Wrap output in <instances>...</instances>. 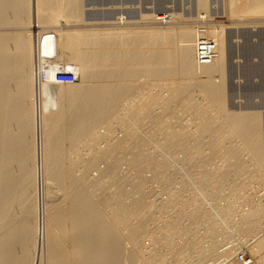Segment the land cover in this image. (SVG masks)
Returning <instances> with one entry per match:
<instances>
[{"label": "bare ground", "instance_id": "1", "mask_svg": "<svg viewBox=\"0 0 264 264\" xmlns=\"http://www.w3.org/2000/svg\"><path fill=\"white\" fill-rule=\"evenodd\" d=\"M33 2H34V0H33ZM198 3L199 4H197V6L200 7L199 9L204 10L207 4L203 0H198ZM36 4H37V6H36ZM36 4H35V6L37 9L36 10L34 9V10L36 12H38L39 15H37V17L36 16H34V17H36L37 20L39 18L40 21H38V22L40 25L45 24V23L47 24L48 22H51L52 19H53V21L51 23L52 25L54 22H58V23L60 22V24H61L63 22L66 23L68 21L67 23H69V21H71V20L73 21V19L81 21L82 20V14H84L81 12V4L82 3L80 4V0H36ZM224 5L225 6L222 9L225 10L224 11L225 14L229 13L231 18H234L236 20H237V18L238 19H245V20L230 22V24H235V27L233 25H218V26L217 25L216 26L215 25L214 26L209 25V26H206V28L204 27L205 29H203V30H193L192 27L188 26V28H183V27L180 28L179 27L178 29L163 28V29H159V30L156 29L153 31L149 30V31H146L145 33L143 32V30H142V32H135V33L128 30L130 33H123V32H121L123 30L116 31V29H115V31L108 29V30L102 31V32L98 31V30H97L98 32L97 31L94 32V30L92 32V29H91V32H86V33L75 32L76 30H74V32L70 33L71 32L70 30H69L70 32H67L66 29H63V28L60 29L59 28L58 31L47 30V31L34 32L31 34L28 33L29 34L28 37L23 36V35L21 36L20 33L18 35L13 33V35H16L14 37L11 35L12 33L11 34L9 33L10 37L7 35H6L7 37H4L3 35H5V33L0 36V264H34L33 253L35 252L34 250L38 251V247H37V245H38L37 244V237L38 236H36V235H37V231H40L38 229V227L40 228V226L38 225V227H37L34 223H32L31 218H33L32 216H34L35 213L40 214V212H44V214L46 213L45 215H47V219H48V216L50 217L52 222L55 224L54 225L56 227L55 229L58 230L60 233H62L64 238L68 242L70 241L69 243L72 244L71 246H73L72 251H68L67 247L64 248L62 246L63 243L61 242V240H59L60 238L57 237L58 235H55L56 233L54 234L55 231L52 232L53 229H51L49 227L47 220H44V223H42L43 227H41V229H43V231H41V232H43L42 235L44 237L43 245H42L43 248H42L41 254H43L45 252L46 255H45V258L43 257V258H41L42 260L41 259L39 260V261H42V264H141L140 258H142V259L144 258L147 262H148V260H152V261H154L153 262L154 264H165L166 263L165 259L160 254L162 252L156 253V251L159 250V248H157L155 245H153L157 249L155 251L154 250L152 251L150 246L145 247L144 245H142V243L147 236L148 228H151V227H149L150 223H152L156 217L155 213L159 214L161 211L164 210V207L165 208L173 207L174 204L178 205V207H179L178 211L181 210L180 213L183 214V217H189L190 218V219L188 218L189 221L192 220L193 223L191 222L192 226L191 225L187 226V229L183 228V233L185 235H187V239L183 238L182 240L185 239L186 241L183 243H181V242L177 243L176 239H175L176 237H174V236H176L178 233L177 232L178 221L181 220V219H179L181 214L177 211L179 217H177V218L172 217V218H170L171 220L168 219L169 222H166L168 220H166V221L164 220L166 222V224L164 223L163 227L160 225L161 230L163 231L161 234L162 237H160V240H159V242L161 243V244L159 243L161 245L160 250H163L162 247L165 248L166 251L169 253V255H171V257L173 259H175V264H180V263L183 264V262H181V261L188 258L190 256V253L193 251L194 252L196 251V254H198L197 250H198V252L200 251L199 254L200 253H202V255L207 254V258H211L212 260L214 257L216 259L219 258L217 256L218 255L220 256V254L223 253L221 255V257L225 256L227 259L225 257H224L225 259L222 258L221 261H224V262H220L218 264H230V262H229L230 259L228 261V258L232 257V255H233L232 252H235L236 250L232 251V252L230 251L231 253H229V251L225 250L226 252H228L229 255L226 254L224 251L222 253L217 254L219 252L218 249L222 247L220 243L223 244L224 242L220 241L222 239H220V240L218 239L217 240V241H219V243H218L215 239H213V237L214 238L218 237L217 235L220 233H221V235L223 234L226 236L228 233L224 229L220 228L221 224L215 225L214 220H213V222H211L210 218L213 216L212 215L213 213L208 214L206 210L202 209L201 206H199V204H198L199 202L198 203L196 202V200L199 199L198 196H197V198L194 197L195 199H193L192 202L189 203V202H186V200H182L180 198L181 193H180V195L178 194L179 196H177L176 193L174 194L173 190H172V193L175 196L174 195L170 196L172 194L169 195L167 193L168 194L167 196H169V199L171 197V199L169 201L168 200L166 201L167 203L161 204V203L154 202L155 200H152V202H151V199H150V201H147L148 200L147 198L149 197L148 191H147V188H149L147 186L148 185L147 184L148 179H147L146 175H144L145 171H144V173L142 171L145 167L144 168L142 167L143 169L142 168L139 169L140 170L139 173H141V171H142L141 175L145 176L144 179L142 177L144 182L141 183V186L136 185L138 182H141V181H138L136 184H133L134 188L131 189L133 191L128 189L129 191L127 190V191L122 192L121 191L122 187L121 188L115 187L116 185L119 186V184L121 183V181L119 183V181L117 179L120 177V176L117 177L119 173H117L115 175V178L117 180L115 178H113L114 174L111 175L112 176L111 179H109L108 175L104 174L105 171H108L109 167L112 168V163H110V161L112 162L114 157H115V159H117L116 155H112L114 153V151L116 154L118 153L119 155L122 151H123V153H121V154H124L125 152L131 151L130 149H128V151H124L125 148L124 149L121 148L120 147L121 144H123V145L124 144L127 145V143L132 144L131 141H134V143H135V140L136 141H142V140L137 139V136L133 133L135 135V138H134V135L131 133L132 132L131 129H126L130 126L129 123L132 122L133 126H136V127L139 125L144 127L142 123L144 122L145 118L147 120H148V118H151V120L153 119V121L155 123V127L152 126L151 128H153V129L151 131H154V128H158L159 130L157 129L158 131L157 130H155V131H157V134L159 132H161V135H163L166 138V140H165L166 142L177 143L178 145L181 142V140H178L181 132H185V131H183L184 129L183 130L178 129V128L176 129V126H175V130H174V127H172L170 124L172 122V120H171L172 116H175V114H176L175 111L172 113H169L166 111L167 113H165V110H167V109H165L166 107H164V106H163V108L165 110L162 108L164 111L163 113H161L162 110H161V112L158 111L157 113L156 112L154 113L153 112L154 110L153 111L150 110V109H153L152 106L154 104H156L157 102L155 100H153V98H151L149 94H146V93H148L147 91L149 90V89L146 90L147 87L144 88L142 92L144 94L148 95L150 98L145 96L146 100H144L143 98H145V97H143L142 98L143 100L140 101L141 97L143 96L142 94H140L141 97L138 96L140 98L134 97V100H135V98L137 100V101L135 100L136 102L139 101L137 104L133 103L134 106L135 105L139 106L138 108L133 110V104L130 107L129 100H128V105L126 104L129 108L127 106H126L127 107L126 108L124 105V107L126 108V110L128 109V111H129V109L132 108L133 112L129 111V113H131L129 116H128V114L124 115L125 113L122 115L120 114L121 116L119 114H116V115L112 114V116H111V114L109 115V113L105 112V109H106V111L113 110V107L115 109V106H113V105H115L116 104L115 102L118 101L117 100L118 97L119 96L122 97L124 95L126 96L130 92L133 93V89L135 91V96H136V94H137L136 91L138 89L142 90L141 86L138 85L141 82H137V78L140 75H145L146 79H147V77H148V79L150 77H152V78L154 77V78H156L155 80H157V79L164 80V82L160 81V82H163L162 84H166V82H168V80L176 81L177 83H174L172 81V83H173V84L171 83L172 87L170 86V83L168 82L169 83L168 86H170L171 88H168V86H167L168 83L166 84L165 88L167 89L166 91L168 94L169 93L176 94L175 96L172 95L173 98L176 96H177L176 98H180L181 95H183L184 93L186 94V91L190 85L189 82H183V81H185L186 79H189L191 76H193V78L191 77L192 79L190 78L189 80H186V81H192L193 79H196L195 76H196L197 71L199 70V72H201V74L205 75V77L207 79L204 78V79H206V80H204L202 78H199L196 81L194 80L193 88L194 87L196 89L198 88L199 89L198 92L202 93L203 98L205 96L208 97V100L210 99L209 100L210 103L206 99L208 101L207 105H210V107L212 106L213 108H215L218 112H220L219 114L224 113V116L222 115L223 116L222 118L225 117L224 120L221 119L223 121L222 126L220 125V127L219 126L217 127L218 133L216 132V135H213V137L215 136V140H213L211 142L212 149L213 148L217 149L219 144H221L223 142V139L226 138L227 136H228V138L231 137V136H229V134L234 135V136L236 135L237 136L236 138H239L238 140L240 141L239 142L240 143L239 148L235 147L234 144H233L234 146L231 144V146H233V147L229 146V149L226 147L227 149H225L224 151H222L223 149H220L219 151L214 150L213 151L214 156H212V157H215V158L221 157L224 160H226L227 163L232 164L233 161L235 162L238 160L237 158H238L239 152L246 151L247 154L249 155L251 161L256 165L257 169L259 170L258 171L255 168V171H257L258 173L260 172L261 176H262V173H264V156H262V154H261V152H262L261 151V143H260L261 142L260 141L261 140L260 139V133L261 132H260V119H259V117L257 115L251 114V113L241 115V114H230V113L226 112L225 105H224L225 102L223 101L224 86L221 82L218 83L217 81H214L213 79H214V76H218L221 78L223 77V73L225 72L224 70H225L227 58L233 52V49L231 50V46H230L232 41L234 42L236 40L238 43L240 42V44L242 41V45H240V49L242 50L241 52H243L242 53L243 55L245 54L247 56L253 52H255V54L256 53L257 54L258 53L263 54V52H264V20L258 21V20H251V19H254L257 17H264V0H228L225 2ZM26 8H29V4H27V0H0V25L1 24L4 25L6 23V21H7V23H9L11 21V19H9L10 21L6 20L8 18L7 14L12 13L16 16V18L14 17L15 21H17L19 23L18 25L21 26V24H23L25 22V21H22V18H23L22 15L24 14V11L26 10ZM209 10H210V7H209ZM30 11H33V9ZM28 13H29V11H28ZM33 13H35V12L33 11L32 14ZM217 13L220 14L219 12H217ZM32 14H31V16H28V17L29 18L32 17ZM6 15H7V17H6ZM201 15H205V18L208 19V17H209L211 20L214 18V14L211 13V10L209 12L204 10V12L199 14L200 17H201ZM150 16H153V15H150ZM150 16H149V18H150ZM47 18H49V19L51 18V20L49 21V20H47ZM144 18H145V16H144ZM152 18L155 19L156 17H152ZM199 19H201V18H199ZM30 20H32V19H28V21H30ZM118 20L121 21V19H118ZM157 20L164 21L165 17L159 16V17H157ZM13 21L14 20H12L11 22H13ZM79 21H77V22H79ZM17 22H15V23H17ZM36 22L37 21H35L34 24H36ZM70 23H73V22H70ZM74 23H76V21H74ZM24 25H26V24H24ZM48 25H49V23H48ZM233 28H236V30L235 31L232 30ZM249 29H252V30H249ZM138 31H140V30L138 29ZM254 31H256L255 37L260 38V41L258 40L259 42L256 44L253 43V41H251V37H252L251 32H254ZM46 34H53L56 38L57 55H56V58L53 60L52 59H46L42 56V40ZM200 39L212 40L213 43L216 45V55L213 58L212 63L209 65H197L196 56H195L196 55V49H197L196 41L200 40ZM10 45L11 46L13 45L14 47H16L20 50L18 55L14 56L13 51L10 53V51H9ZM13 46H12V48H13ZM16 48H14V49H16ZM14 49H12V50H14ZM229 52H231V53L229 54ZM246 56H244V57H246ZM246 64H247V62H246ZM46 66L49 67L50 69H48V68L45 69ZM27 67H28V74H27V72H25V69ZM72 68L78 76V79L74 84H70V85L54 84L55 73L58 70L67 71V70H71ZM258 69H259V67H258ZM41 70L47 71V81H43V82L39 83V82H37V78H38V76L40 77ZM199 72H198V74H199ZM201 74H200V77H201ZM145 77H143V78H145ZM141 78H139V79H141ZM200 79H202V80H200ZM134 80L136 81L137 84L134 82ZM151 80L153 81V79H151ZM222 82H223V80H222ZM142 84L145 85L144 83H141V85ZM13 86L14 87L16 86L18 90H15V88ZM12 87L14 88L15 93L18 91V93H17L18 95H15V93L13 95V91H12L13 89L11 90ZM149 87L153 88L151 85ZM163 87H164V85H163ZM191 87H192V84H191ZM168 89H171L172 92H170V90L168 91ZM144 90H146V93ZM151 91H152V89L149 90V93ZM130 94H129V97H130ZM152 94H151V96H152ZM154 95H155V93H154ZM191 95H193V94H191ZM129 97H127V99ZM132 98L133 97L130 98L131 102L133 100ZM173 98H171V99L173 100ZM191 98H189V100H187V101L184 98L183 99L186 102H188V101L192 100ZM28 99H30V103H29ZM181 99H182V97H181ZM25 100H28V103ZM115 100H117V101H115ZM112 101H114V103L111 104L113 107L110 106L112 109L108 110L109 109L108 105L110 103H112ZM135 101H133V102H135ZM25 102L28 105L30 104V106L29 107H28V105L26 106ZM119 102H121V101H119ZM167 102L170 103L171 101L170 102L167 101ZM167 102L162 101L161 103L166 104ZM190 102L192 103V101H190ZM195 102L197 103V100ZM161 103H158L157 105H159ZM183 103L185 104V102H182V104ZM191 103H190V105H191ZM193 103H194V100H193ZM198 103H199V101H198ZM161 105H159L158 107H160ZM172 105H174V103ZM205 105L206 104L203 105V108ZM149 106H151L152 108L150 107V109H148ZM167 106H168V104H167ZM184 106H186V105H184ZM184 106L181 105L180 107L185 108ZM154 107H157V106L154 105ZM194 107L196 108V105H194ZM198 107H199V105H198ZM200 108H202V107H200ZM197 110H198V108H197ZM209 110H207V113L209 112ZM114 111L116 113L117 110H114ZM114 111H112L110 113H113ZM200 111H203L206 113L205 110L200 109ZM200 111H199V113H201ZM213 111H214V109H213ZM117 113H119V112L117 111ZM117 115H119V116H117ZM123 116L129 117L128 120L131 121V122H129L127 120L129 122V123L127 122L129 124V126H126V124H125V126L122 125L123 123H125L124 119H127V118H121ZM202 116H203V114H202ZM208 117H209V115H208ZM147 120H145V121H147ZM215 120H217V119H215ZM111 121L115 122V124H117V122H118L116 127L118 125L120 127H121V125L126 127L125 130H123L126 134V137H125V135H123V138L125 137L124 138L125 140H123L122 138L120 140L119 137L118 138L116 137L117 140L119 139L118 142L115 143V141H117L115 139H114V142H111V143H113L112 145L115 148L118 146L119 149L120 148L122 149V151H120L121 149L119 150L117 148V151H118L117 152L114 147H110V149L114 148V151L113 150L111 152L109 151L110 152L109 154H111L113 157H111V155L107 154L108 156L111 157L110 161H107V163L110 166L105 163L107 166H109V167L106 166L105 170H103V169L99 170V168H97L98 169L97 170L95 167L94 170L96 169L97 170L96 172L99 171L98 173H100V175L98 177H94L91 179L93 182V183L91 182L92 185L91 184L89 185V183L91 181L89 179L88 185L90 186V188H91V186L92 187L94 186L96 188L95 190L96 191L98 190L97 191L98 195L102 196V197H99V196H97V194H95L96 192L93 194V192L95 190L93 192H91L93 194L92 195L90 193V189L88 188L89 186H87V179H86L87 173L86 172L89 171V169H90L89 166L91 167L94 164H91L88 167L82 166L83 163L80 165L79 163L82 161L84 162L85 159L82 158L83 159L82 160L81 157L79 158L78 154H79V156H81V154H80L82 152L81 147L84 148V146L88 145L89 143H90L89 145H91L92 141L95 142V139L97 140V138L99 139L100 137H102L99 134L101 132L102 133L104 132L103 131L104 128H106V130H107V129H109V127H111V128L115 127V126H113V124H112V126H109V127L107 126V125H111ZM210 122L211 123H209V124H212L214 122V120L211 119ZM199 125H201V124H199ZM205 125H207V124H205V123L202 124L201 127H199L200 130L202 132H205L207 130L206 131L207 133L208 132L211 133L210 130L213 128V125H211L210 127L208 126L209 129L211 128L209 131H208L207 126H205ZM141 126H139V128ZM15 129H16V131H15ZM120 129H122V128H120ZM132 129L134 130L135 127H133ZM106 130L104 133L107 132ZM111 130L112 129H109L108 131L112 132ZM136 130H138V127ZM176 130H178V131H176ZM196 130H198V129H196ZM196 130L193 132H196V134L198 135L199 131L197 133ZM110 132H109V134H108V132L105 134L106 140L109 138ZM96 133H97L98 137L96 136ZM212 133H213V130H212ZM29 134L32 135L33 143L31 141H30L31 143L28 141L29 139L31 140V138L29 137L31 135H29ZM174 134L176 137L174 136ZM102 135H103L102 138L104 139V134H102ZM193 135H195V134L193 133ZM152 136H153V134H152ZM200 136L201 135L199 134L198 137H200ZM234 136H233V138H235ZM164 137H163L162 141L165 139ZM174 137H175V139H174ZM195 137H196V135H195ZM132 138L134 140H132ZM201 139H203V137H201ZM210 139H212V138L210 137ZM187 140H189V139H187ZM195 140H197V139H195ZM103 142H104V140H103ZM109 142L110 141L108 140V145H109ZM182 142H184V141H182ZM198 142H200V141H198ZM140 143H142V142H140ZM143 143H145V142L143 141ZM115 144H117V145H115ZM185 144H182V145H185ZM164 145H166V143L163 144L162 146L164 147ZM170 145H172V144H170ZM173 145H175V144H173ZM222 145L224 146L225 144L223 143ZM88 146H86V149ZM162 146H160V147H162ZM194 146H191V147L195 148ZM91 147H89L87 150L91 151V149H90ZM167 147H170V146H167ZM173 147L171 146V148H173ZM162 148H160V151H163ZM185 148H186V146H185ZM187 148L189 149V147H187ZM95 149L97 150V148H95ZM166 149H168V148H166ZM92 150L93 151H91V154L94 155L97 151H95L94 149H92ZM108 150L109 149H107V151ZM125 150H127V149H125ZM139 151H142V150H139ZM160 151L158 152V150H156L155 152L160 153ZM167 151H168V154H169V152L171 154L172 149L171 150L168 149L164 152H167ZM192 151H193V149H192ZM200 151L202 152V150H200ZM134 152L137 153L136 150ZM143 152H144V150H143ZM153 152L154 151H152V153ZM155 152H154V156H155ZM196 152H198V151H196ZM196 152H194V153H196ZM102 153L104 154L105 152L102 151ZM132 153H133V151H132ZM141 153L142 152H139V154H141ZM146 153H148L150 155L151 152H149V151L147 152V150H146ZM158 153H156L157 157H159L160 155H163V154H159V156H158ZM86 154H88V153H86ZM97 154H98V152H97ZM139 154L134 153L133 155H131L132 161L129 158L130 163L128 160H126L130 164V166H132L131 168L130 167L129 168L132 170L134 169V174L136 172L135 170L136 169L138 170V167H139L138 163H140V165L141 164L146 165V163H149V158L147 159L146 155L144 156L145 158L143 157L145 161L144 160L141 161V159H140L141 157H139ZM143 154H145V153H143ZM143 154H141V155H143ZM168 154H166V155H168ZM137 155H138V157H137ZM75 156L78 158H76ZM89 156H90V153H89ZM108 156H106V157H108ZM151 156L154 157L153 155H151ZM151 156H150V158H152ZM94 157H96V155H94ZM97 157H99V156H97ZM121 157H123V156H121ZM165 157H167V156H165ZM118 158H119V156H118ZM124 158H126V157H124ZM159 158H155V159H159ZM239 158H240V156H239ZM92 159H93V157H92ZM101 159H103V157ZM190 159H191V157H190ZM95 160H97V158L93 159V161H95ZM162 160H164V159L162 158ZM167 160L165 159V162L162 161V163L158 162L159 160L158 161L155 160V162H156L155 165H153L152 167H147L148 170H149V168H151L153 175L155 173L154 178L160 179V180L162 179V182H164L163 184H165L166 186L170 185V183H169L170 181L168 182V180L171 179L173 174H174L173 172H172L173 174H171V172H169L170 170L169 171L167 170V164H166ZM85 162H88V161L85 160ZM91 162H92V160H91ZM114 162L115 161H113V163ZM117 162H118V160H116V163ZM151 162H152V160L150 161V165H151ZM167 162H170V159ZM94 163H96V162H94ZM116 163H115V165H116ZM30 164L33 167V169H32V167L30 169ZM88 164H90V163L88 162ZM164 164H165V166H164ZM78 165H80L82 168L84 167V169L82 170L81 167H79ZM238 165H239V163H238ZM255 165H254V167H255ZM77 166H78V169H77ZM116 166H115V168H116ZM146 166H148V165H146ZM234 166H235V164H234ZM239 166H241V165H239ZM15 168H17V170L20 171L19 176L16 175L17 173L15 174V172H16V171H14ZM147 168H146V170H147ZM229 168H230V165H229ZM246 168H247V166H246ZM116 169H114V171H116ZM82 171H84L86 175L83 174L84 172L81 173V175H80L79 173ZM138 171L136 174L139 176H136V174L135 175L133 174L134 179H135V176H136V178L141 176L140 174H138ZM237 172H239V170L235 171V173H237ZM109 173H111V172H109ZM128 173H130V172H128ZM239 174H240V172H239ZM243 174H245V173H243ZM104 175H105V177H104ZM205 175L208 176L209 173L204 174L203 177L202 176L200 177V178H203V180L201 181L200 186L202 188L199 191L198 195L206 196L208 199V196H211V195L207 196V194H209V191L213 188L212 183H211V182H213V179L211 182L210 181L207 182V180H209V178H208L209 176L207 177ZM211 175H213V174H211ZM217 175H219V174H217ZM220 176L222 177V173L220 174ZM32 177H33V179H32ZM149 177H152V176H149ZM107 178L109 180H107ZM120 178L122 179V177H120ZM206 178H208V179L206 180ZM30 179H32V181ZM134 179H133V181H134ZM172 179H174V178H172ZM204 179H205L206 183L203 182ZM217 179L218 178H216V180ZM37 181L38 182L39 181H45L50 186H52L54 189H56V191L60 192V194L62 195L61 201L63 203L59 200L62 203V204L59 203V206L62 205L61 206L62 209H60L61 207H59V210H58V208H57L58 211L56 210L57 212H55V211H54V213L46 212L47 209L50 208V206H52V205L47 206L46 204H43L40 202L41 204L37 203L38 206L36 205L38 207V209L40 208L39 212L36 211V209H37V207L35 208L36 202L35 203L33 202L34 205H31L32 203H29V201H28L29 197L28 196H29V192H31L30 195L32 194V191L34 192V190L30 191L29 189L35 184H40V182L37 183ZM220 181H218V183ZM111 182L113 185H111ZM165 182H167L168 184ZM207 183H209V185H210V188H208L210 190H207V188L205 186V185H207ZM106 184H109L111 186L115 185L114 186L115 191L114 190H113V192L111 190L107 191L108 189L106 187L107 186ZM138 184L140 185V183H138ZM163 184H162V186H163ZM171 184L173 186V183H171ZM109 185H108V188L111 187ZM104 187H106V188H104ZM33 188H34V186L32 187V189ZM116 189H118V191H116ZM215 189L217 190L218 188L216 187ZM215 189H213V190H215ZM91 190H92V188H91ZM220 191H221V189H220ZM168 192L170 193V191H168ZM192 193H194V192H192ZM215 193H217V192H215ZM135 194L137 195V197H135L136 196ZM210 194H212V191ZM217 194L219 195V193H217ZM235 194H236V192H235ZM26 195L28 198H26ZM33 195L34 194H32L31 197ZM194 195H195V193H194ZM257 195H259V194H257ZM127 196H128V198H127ZM36 197L34 196V197H32V199H35ZM63 198H64V201L62 200ZM126 198L130 199V200L127 201ZM37 200L38 199H36L35 201H37ZM189 200H191V199H189ZM205 200H206V198H205ZM227 203L228 202H226V204ZM53 204L58 205L57 203H53ZM63 204L65 206L66 205L67 206L63 207ZM103 204L104 205L107 204L108 207H106V205L103 206ZM220 205H221V203H220ZM220 205H218L217 207H219ZM101 206L103 208H106V209H103ZM222 206H225V205H222ZM17 207L18 208L21 207L22 210L24 209V215H23V213L21 214L20 212H22V211H20L19 213L22 215V217L18 218L19 217L18 216L17 217L18 219H15L18 214L16 213L17 215L15 214L16 216L14 217L13 216V213H14L13 210L14 211L17 210V209H15ZM54 207H56V206H54ZM225 207H227V206H225ZM220 208L222 209L221 206H220ZM221 209H219L218 211H220ZM224 209L226 211H223V212L217 211L218 213H216L214 215L219 216V217L221 216V220H222V218H223V220H228V219L230 220L231 215L234 212L233 208H232V213L231 212H230L231 214L229 213L230 218L227 217V216H229V214L227 213L229 208H223V210ZM254 209H253V211L250 210L251 213L249 214V216H251V217L253 216V219L255 221L253 219H251V220L249 219L250 221H248V219H247V222H249V223L251 222L252 227H253V222L255 223V226L256 225H260V226L264 225V221H262V219L259 217L260 216L259 212L261 214L260 209H259V212H258V210L256 211ZM48 210H51V208ZM51 212H53V211H51ZM211 212H212V209H211ZM220 213L222 215H219ZM263 214H264V211H263ZM210 215H211V217H210ZM240 215H242V214H240ZM243 216H245V215L243 214ZM37 217H36V219H37ZM162 217H163V215H162ZM226 217H227V219H226ZM242 218L243 217H241V221L244 220ZM30 219H31V221H30ZM216 220H220V219H216ZM34 221H35V218H34ZM230 221H232V218ZM245 221H246V218L244 220V223L247 225V223ZM31 223L34 224V226ZM197 223H198V225H200V223H203V224H206L208 226V228L206 227L205 232H203V235H202L203 238H202V236H200L201 233H199L200 235H198L196 229L194 228V226ZM221 223H223V221H221ZM249 223H248V225L250 226L251 223L250 224ZM51 225H52V223H51ZM198 227H200V226H198ZM252 227H251V229H252ZM253 228H255V227H253ZM225 229H226V227H225ZM248 231L250 232V230H248ZM263 231L264 230H262V232ZM246 232H247V230H246ZM178 234H180V232ZM251 234H253V233H251ZM229 235H228V237H229ZM148 236H149V233H148ZM150 236H152V235H150ZM198 236L200 239H198ZM245 236H247V233ZM124 237L129 239V241H131V243H132L133 247H132V249L130 248L131 250L128 249L129 251L127 249H124L125 247L123 248L122 239ZM250 237H251V235H250ZM254 237H256V235H254ZM152 238H153V236H152ZM205 238H209L211 240V242H212L211 247L212 248L210 247L208 249L207 248L208 246H207V247H204V249L202 251V249H201L202 246L200 245V242H203V240ZM222 238L224 239V241L227 240V239L225 240L224 237H222ZM155 239H157V238H155ZM209 239H206L205 242L208 241ZM228 239L230 240V238H228ZM252 240L253 239L251 238V241ZM154 241H156V240H154ZM213 241H216L217 243L213 242ZM253 241H254V243L250 244L253 246L251 253H253L255 256L259 257V259H260L259 263L261 262L260 264H264V256H262L263 255L262 252L264 251V234L261 237L258 236V238L256 240L254 239ZM247 242H249V241H247ZM238 243H239V241H238ZM159 244H158V246H159ZM215 244H220V247H218V245L216 246ZM202 245L204 246V242ZM225 245L226 244L224 243L223 248L226 247ZM214 246L216 248L218 247V249H217L218 251L215 250ZM228 248L230 249L232 247L230 246ZM43 249H45V251ZM229 249H227V250H229ZM37 253L39 254V252H37ZM72 253L74 255L76 254V256L72 255ZM192 254H194V253H192ZM224 254H226V255H224ZM240 255H242V254H240ZM240 255L236 256V264H241L240 260H239ZM37 256L39 257V255H37ZM233 256H235V253ZM199 257H201V256H199ZM191 258H193V256H191ZM197 258H195V260ZM203 259L204 258H202V260ZM37 260H38V258H37ZM176 260L180 261V263H177ZM188 260L190 261V259H188ZM39 261L38 262L36 261V262L39 263ZM192 261L193 260L191 259V262ZM198 261H200V260H198ZM201 261L197 264H200ZM191 262H189V263H191ZM194 262L195 261H193V263ZM216 262H217V260H216ZM172 263H174V262H172ZM172 263L170 262L169 264H172Z\"/></svg>", "mask_w": 264, "mask_h": 264}, {"label": "rangeland", "instance_id": "2", "mask_svg": "<svg viewBox=\"0 0 264 264\" xmlns=\"http://www.w3.org/2000/svg\"><path fill=\"white\" fill-rule=\"evenodd\" d=\"M32 1V2H31ZM27 0V4H29V8H26V10L24 11V14L22 15V21H25L23 24H21V26L20 25H18L19 23L17 22V21H15V18H16V16L14 15V14H12V13H9V14H7L8 15V18L6 19V20H9V19H11V21L12 20H14L15 22H17V23H15L14 21V23L13 22H11L10 20V22L9 23H7V21H6V25L4 24H1L0 25V36L1 35H3L4 33H5V35H3L4 37H7V36H9V33L14 37V36H16V35H13V33H15V34H19L20 33V35L22 36H29V34H31V33H34V32H39V31H47V30H52V31H58L59 30V28L60 29H66V31L67 32H70V33H72V32H74V30H76L75 32H84V33H86V32H91V29H92V32H93V30H94V32L95 31H106V30H108V29H110V30H112V31H115V29H116V31H118V30H123V31H121V32H123V33H130L128 30H130L131 32H142V30H143V32L145 33L146 31H153V30H159V29H163V28H170V29H178L179 27L180 28H188V26L189 27H192V29L193 30H203V29H205L206 28V26H218V25H233L234 27H235V24H230V22H232V21H240V20H245V19H238L237 18V20L236 19H234V18H231V16H230V14L229 13H226L225 14V10L224 9H222V8H224V4H225V2L226 1H228V0H203L207 5H206V7H205V9L204 10H206V11H210L211 10V13L212 14H214V18L211 20L209 17H208V19L207 18H205V15H201V17L199 16V14L200 13H202V12H204V10H202V9H199L200 7L199 6H197V4H199L198 3V0H80V4H81V12L82 13H84V14H82V20L81 21H79V20H74L73 19V21L71 20V21H69V23H61L60 24V22L58 23V22H54L53 23V25L51 24L52 23V21H53V19L51 20V18L49 19V18H47V20H51V22H48L49 23V25H48V23L46 24H42V25H40L39 24V22L38 21H40L39 20V18H38V20H37V15H39V13L38 12H36L35 10L37 9L36 8V6H37V4H36V0H34V2H33V0ZM224 3V4H223ZM35 4H36V6H35ZM223 6V7H222ZM28 7V6H27ZM209 7H210V10H209ZM33 9V11L35 12V13H33L32 14V12L33 11H30V10H32ZM35 9V10H34ZM199 9V10H198ZM83 10V11H82ZM202 10V11H201ZM28 11H29V13H28ZM38 11V10H37ZM213 11V12H212ZM217 12H219L220 14H218ZM223 13V14H222ZM31 14H32V17H28V16H31ZM225 14V15H224ZM7 15H6V17H7ZM10 15V16H9ZM14 15V16H13ZM150 15H153V16H150ZM175 15V16H174ZM196 15V16H195ZM34 16H36V17H34ZM120 16V17H119ZM144 16H145V18H144ZM149 16H150V18H149ZM159 16H163V17H165V20L164 21H159V20H157V17H159ZM15 17V18H14ZM28 17V18H27ZM34 17V18H33ZM84 17V18H83ZM152 17H156L155 19L154 18H152ZM203 17V18H202ZM14 18V19H13ZM144 18V19H143ZM197 18V19H196ZM199 18H201V19H199ZM28 19H32V20H30V21H28ZM118 19H121V21H119ZM193 19V20H192ZM234 19V20H233ZM247 20V19H246ZM251 20H264V17H257V18H254V19H251ZM35 21H37L36 22V24H34V22ZM74 21H76V23H74ZM77 21H79V22H77ZM32 22V23H31ZM70 22H73V23H70ZM81 22V23H80ZM100 22V23H99ZM11 23V24H10ZM30 23V24H29ZM57 23V24H56ZM8 24V25H7ZM10 24V25H9ZM14 24V25H13ZM24 24H26V25H24ZM33 25V26H32ZM40 25V26H39ZM205 27V28H204ZM138 29L140 30V31H138ZM70 30V31H69ZM81 30V31H80ZM134 30V31H133ZM232 30H236V28H233ZM249 30H252V29H249ZM97 31V32H98ZM119 31V32H120ZM256 31H254V32H251V41H253V43H258L259 41H260V38H256L255 36H256V33H255ZM22 33V34H21ZM29 33V34H28ZM28 34V35H27ZM7 35V36H6ZM10 37V36H9ZM259 40V41H258ZM233 43V44H232ZM238 42L235 40L234 42L232 41L231 42V50L233 49V52H232V54H230L231 52H229V54L231 55H229L228 56V58H227V61H226V65H225V72L223 73V79L221 78V77H218V76H214V81H217L218 83H222L223 84V86H224V97H223V101L225 102L224 103V105H225V109H226V112H228V113H230V114H241V115H244V114H254V115H257L258 117H259V119H260V143H261V154H262V156H264V52H263V54H261V53H256L255 54V52H253V53H250L249 55H243L242 53L243 52H241L242 50L240 49V45H242V41H241V44H240V42L237 44ZM13 46V45H12ZM12 46L10 45L9 46V51H10V53L13 51V55L15 56V55H18L19 54V49L18 48H16V47H14L13 46V48H12ZM14 48H16V49H14ZM12 49H14V50H12ZM18 49V50H17ZM261 54V55H260ZM255 55V56H254ZM263 55V56H262ZM244 56H246V57H244ZM249 56V57H248ZM248 61H247V60ZM246 60V61H245ZM246 62H247V64H246ZM249 63V64H248ZM250 66V67H249ZM258 67H259V69H258ZM251 68V69H250ZM250 69V70H249ZM25 72H27V74H28V67L25 69ZM198 72H199V70L197 71V73H196V79H193L192 81H186V80H189L191 77L193 78V76H191L189 79H186L185 81H183V82H189V87H188V89H187V91H186V94L184 93H182L183 95H181V97H182V99H181V97L180 98H176V97H174L173 98V96L172 95H176V94H172V93H167V89L165 88V86H166V84L169 82L170 83V86L173 84L172 83V81L173 80H168V82H166V84H162L163 82H164V80H161V79H157V80H155L156 78H152V77H150L149 79H148V77H147V79H146V77H145V75H140V76H138V78H137V82H141V83H144L145 85H141V83L140 84H138V85H140L141 86V88H142V90H140V89H136L137 91H136V96H135V91H134V89H133V93L132 92H130V93H126L127 95L124 97V96H122V97H118V101L117 100H115V101H117V102H115L116 104L115 105H113V106H115V109H114V107L111 105V104H113L114 103V101H112V103H110L109 105H108V107H109V109L108 110H110V109H112L110 106H112L113 107V110H110V111H106V109H105V112L106 113H109V115L111 114V116H112V114H124V115H127L128 114V116L131 114V113H129V111H131V112H133L132 111V108L131 109H129V111H128V109L126 110V108L128 107L127 105H128V100H129V102L131 103H129V105H130V107L132 106V104L134 103V104H137L138 102H136L137 100H136V98H135V100H134V97H137V98H140L141 96H140V94H142L143 96L141 97V99H140V101H142L143 99L144 100H146V97H149L148 95H146V94H149L150 95V97L151 98H153V100H155L157 103L156 104H154L155 106H157V107H154V105L152 106L153 107V109H150V107L151 106H149V108L148 109H150V110H154L153 112L155 113H157L158 111L159 112H161V110H162V112L161 113H163L164 111H163V106L164 107H166L165 109H167V110H165V113H167V112H169V113H172V112H176V114H175V116H172V118H171V120H172V122L170 123L171 124V126L172 127H174V130H175V126H176V129L178 128V129H181V130H183V131H185V132H181V134H180V137H179V139L178 140H181V144L179 143V145L177 144V143H168V142H166L165 140H166V138L163 136V135H161V132H159L158 134H157V131L159 130L158 128H154V131L155 130H157V131H151L153 128H151L152 126L153 127H155V123H154V121H153V119L151 120V118H148V120L145 118V120H147V121H145L144 119V122L142 123L143 124V126L144 127H142L141 125H139V126H141L140 128H139V126H137L138 127V130H136L137 129V127L136 126H133V123L130 121V120H128V116L126 117H121V118H127V119H124V121H125V123H123L122 125H124L125 126V124H126V126H129V124H130V128L128 127V128H126V127H124V126H122L121 125V127L118 125L117 127H116V125L118 124V122H117V124H115V122H113V121H111V125H107L108 127L109 126H112V124H113V126H115V127H109V129H112L111 131L113 132H110V131H108L109 129H107L106 130V128H104L103 129V131L105 132V130L108 132V134H109V132H110V135H109V138L106 140L105 138V134L107 133H102L101 131V133L99 134V135H101L102 137H103V135L102 134H104V139L102 138V137H100L99 139L97 138L98 137V135H97V133H96V138H97V140L95 139V142H93L92 141V143H91V145H85L84 146V148L83 147H81V156H79V154H78V157L80 158L81 157V159L83 158V159H85L86 161H88L90 164H88V162H85V160H84V162L82 161V162H80L79 164L81 165L82 163L84 164H82V166H84V167H88L89 165H91V164H94V165H92L91 167L89 166V168L91 169H89V171H87L86 173H87V186H89L90 184L92 185V178H94V177H98L99 175H100V173H98V172H96L98 169L97 168H99V170L100 169H103V170H105V167L107 166L106 164H108L107 163V161H110V158L111 157H113L112 155H116V158L117 159H115V157H114V159L112 160V162L110 161V163H112V168H110L109 166H107V167H109V169H108V171H105V175H108V177H109V179H111V175H113L114 174V177L113 178H115V175L117 174V173H119L118 174V176L117 177H122V179L119 177V178H117L118 179V181H119V183H120V181H121V183L119 184V186H115V187H119V188H121L122 190V192L123 191H127L128 189H132V188H134L133 186V184H136L138 181H141V182H138V183H140V185L137 183L136 185L137 186H141V183H143L144 181H143V179H144V175H146V177H147V186L149 187V188H147V191H148V200L147 201H150V199H151V202H152V200H155L154 202H157V203H161V204H165V203H167L166 201L168 200H170L171 199V197H170V199H169V196H167L168 194L170 195V194H172V195H170V196H173L175 193H176V195L177 196H179L180 195V193H181V199L182 200H186V202H189V203H191L192 202V200L193 199H195L194 197H196L197 198V196H198V198L199 199H197L196 200V202L199 204V206H201V208L202 209H204V210H206L207 211V213L208 214H212L213 216V218L211 217V215H210V219H211V222H213V220H214V222H215V225H219V224H221V229H224L227 233V237L225 236V235H221V233L220 234H218L217 236L218 237H216V238H214L213 237V239H215L216 241L219 239H222V240H220V241H222V242H224L226 245V247H224L223 248V244L222 243H220L221 244V248H219L218 249V247H220V244H215L216 246L218 245V247L216 248L215 246V250L216 251H218L219 250V252L217 253V254H219V253H222L223 251L226 253V254H228V252H226V251H229V253H231L232 251H235V252H232V254L234 255V253H235V256H233L232 255V257H230V258H228V261H229V259H230V264H236V256L237 255H240V254H246L247 255V257L251 260V264H260L259 263V261H260V259H259V257H257V256H255L253 253H251L252 252V245H250V244H253L254 243V239L256 240L257 238H258V236L259 237H261V236H263V234H264V231L262 232V230H264V225H262V226H260V225H256L255 226V223L253 222V227H255V228H253L252 227V223L250 224L249 222H247V219H248V221H250L251 219H253V216L251 217V216H249V214L251 213L250 212V210L251 211H253V209L254 210H258V212H259V209H260V211H261V214H260V212H259V217L262 219V221H264V214H263V209H264V173H262V176H261V173L259 174L257 171H255V168H256V170H258L257 169V167H256V165L251 161V159H250V157H249V155L247 154V152L246 151H241V152H239V155H238V160L237 161H233L232 162V164H229V163H227V161L226 160H224L223 158H221V157H219V158H215V157H212V156H214V150H220V149H223L222 151H224L225 149H229V146H231V144L233 145H235V147H237V148H239V145H240V141L238 140L239 138H236L237 136L235 135H231V134H229V136H231V137H229L228 138V136L226 137V138H224L223 139V142L221 143V144H219V146H218V148L217 149H215V148H213L212 149V146H211V142L213 141V140H215V136L213 137V135H216V132L218 133V131H217V127L219 126L220 127V125L222 126V123H223V121L221 120V119H223L224 120V118H222L223 116H224V113H221V114H219L220 112H218L215 108H213L212 106V108L214 109V111H213V109L210 107V105H207V102L210 100H208V97H206L205 95V97L203 98L202 96V93L201 92H198L199 91V89L197 90L195 87V89L193 88V82H194V80L196 81V80H198L199 78H202V79H204V78H206L205 77V75H203V74H201V72H199V74H198ZM200 74H201V77H200ZM142 77V78H141ZM143 77H145V78H143ZM139 78H141V79H139ZM191 78V79H192ZM151 79H153V81L151 80ZM202 79H200V80H202ZM207 79V78H206ZM206 79H204V80H206ZM140 80V81H139ZM222 80H223V82H222ZM160 81H163V82H160ZM171 81V82H170ZM182 81V80H181ZM134 82L136 83V81L134 80ZM174 83H177L176 81H173ZM169 83L167 84V86L169 85ZM172 83V84H171ZM137 84V83H136ZM154 88H151V87H149L150 85ZM191 84H192V87H191ZM163 85H164V87H163ZM170 86H168V88H171ZM14 87V86H13ZM11 88V90L13 91V95H14V93H15V90H18L17 89V87L15 86L14 88H15V90H14V88ZM147 87V88H146ZM144 88H146V90H150V89H152V91L150 92L151 94H152V96H151V94L149 93V90L147 91L148 93H146V90H144L145 91V93L146 94H144L142 91H143V89ZM195 90H193V89ZM170 90V92H172L171 91V89H168V91ZM189 90V91H188ZM11 91V92H12ZM132 91V90H131ZM141 92V93H140ZM189 92V93H188ZM18 93V91L15 93V95H18L17 94ZM154 93H155V95H154ZM129 94H130V97H129ZM139 94V95H138ZM166 94V95H165ZM191 94H193V95H191ZM200 95V96H199ZM138 96H140V97H138ZM146 96V97H145ZM165 96V97H164ZM169 96V97H168ZM172 96V97H171ZM180 96V95H179ZM127 97H129L128 99H127ZM131 97H133L132 99V102L130 101V98ZM143 97H145V98H143ZM149 97V98H150ZM192 97V98H191ZM143 98V99H142ZM171 98H173V100L171 99ZM187 101V100H189V98H191L192 100H190V101H192V103L190 102V101H188V102H186L184 99ZM126 99V100H125ZM202 99V100H201ZM208 101H207V100ZM29 100V103H30V99H28ZM28 100H25L27 103H28ZM125 100V101H124ZM193 100H194V103H193ZM197 100V103L195 102ZM119 101H121V102H119ZM124 103H123V102ZM127 101V102H126ZM133 101H135V102H133ZM167 102V101H171L170 103H166V104H162L161 102ZM198 101H199V103H198ZM204 101V102H203ZM25 102V104H26V106L28 105L27 103ZM174 103V105H172L173 103ZM182 102H185V104L183 103L182 104ZM191 103V105H190V103ZM123 105H121V104ZM158 103H161V104H159V105H161L160 107H158L159 105H157ZM196 103V104H195ZM209 103H210V101H209ZM120 104V105H119ZM127 104V105H126ZM134 104H133V110L134 109H136V108H138L139 106H134ZM167 104H168V106H167ZM171 104V105H170ZM201 104V105H200ZM204 104H206L205 106H204V108H203V105ZM124 105H125V107H124ZM181 105H186V106H184L185 108H183V107H180ZM194 105H196V108L194 107ZM198 105H199V107H198ZM30 106V104L28 105V107ZM193 106V107H192ZM151 107V108H152ZM200 107H202V108H200ZM211 109H210V108ZM129 108V107H128ZM163 108V109H162ZM170 108V109H169ZM197 108H198V110H197ZM158 109V110H157ZM169 109V110H168ZM192 109V110H191ZM200 109H202V110H205L206 111V113L205 112H203V111H200ZM210 109V110H209ZM114 110H117L119 113H117V111H116V113H115V111ZM187 110V111H186ZM191 110V111H190ZM207 110H209V112L207 113ZM112 111H114L113 113H110V112H112ZM167 111V112H166ZM196 111V112H195ZM198 111V112H197ZM199 111L203 114V116H202V114L201 113H199ZM211 111V112H210ZM216 111V112H215ZM244 111V112H243ZM185 113V114H184ZM205 113V114H204ZM217 114V115H216ZM119 115H117V116H119ZM120 115V116H121ZM208 115H209V117H208ZM223 115V116H222ZM200 116V117H199ZM202 116V117H201ZM201 118V119H200ZM220 118V119H219ZM214 120V122L212 123V124H209V123H211L210 122V120ZM215 119H217V120H215ZM129 122H131V123H129ZM205 120V121H204ZM222 121V122H221ZM129 124H128V123ZM199 122V123H198ZM207 122V123H206ZM217 122V123H216ZM197 123V124H196ZM207 124V125H205V126H207V128H208V126L210 127L211 125H213V128L210 130L209 128H208V131L210 130L211 131V133L210 132H202L201 130H200V128L199 127H201V125L202 124ZM169 124V125H170ZM199 124H201V125H199ZM217 125V126H216ZM262 125V126H261ZM106 126V127H107ZM132 126V127H131ZM133 127H135V129L133 130L132 128ZM197 127V128H196ZM115 128V129H114ZM120 128H122V129H120ZM124 128V129H123ZM125 128L126 129H131V133L133 134H135L136 136H137V139H139V140H142V141H136L135 140V143H134V141H131V143L132 144H129V143H127V145L126 144H121V148H125V149H127V150H125L124 149V151H128V149H130L131 151H128V152H125L124 154H121V153H123V151H122V149L120 150L119 149V147L117 146L116 148L112 145L113 143H111V142H114V139L115 140H117L116 139V137L118 138H120V140H121V138L123 139V140H125L124 138L126 137V134H125V132L123 131V130H125ZM196 129H198V130H196ZM118 130V131H117ZM122 130V131H121ZM180 130V131H181ZM197 131V133H198V131H199V134L201 135L200 137H198L199 136V134L197 135L196 134V132H193V131ZM212 130H213V133H212ZM15 131H16V129H15ZM117 131V132H116ZM134 131V132H133ZM176 131H178V130H176ZM189 131V132H188ZM215 131V132H214ZM116 132V133H115ZM150 133V134H149ZM176 133V132H175ZM193 133L196 135V137H195V135H193ZM210 133V134H209ZM118 136H117V135ZM133 134V135H134ZM149 134V135H148ZM152 134H153V136H152ZM160 134V135H159ZM184 134V135H183ZM187 136H186V135ZM29 135H31V134H29ZM123 135H125V137L123 138ZM135 135H134V138H135ZM156 135V136H155ZM191 135V136H190ZM204 135V136H203ZM174 136H175V134H174ZM186 136V137H185ZM194 136V137H193ZM206 136V137H205ZM233 136L235 137V138H233ZM30 138H31V140L29 139L28 141L30 142H32L33 143V141H32V135L31 136H29ZM163 137L165 138L163 141H162V139H163ZM176 137V136H175ZM175 137H174V139H175ZM189 137V138H188ZM201 137H203V139L205 140H203V139H201ZM210 137L212 138V139H210ZM159 138V139H158ZM189 139V140H187V139ZM194 138V139H193ZM199 138V139H198ZM214 138V139H213ZM195 139H197V140H195ZM228 139V140H227ZM92 140V139H91ZM100 142H99V141ZM103 140H104V142H103ZM108 140L110 141L109 142V145H108ZM119 140V139H118ZM118 140L117 141H115V143H117L118 142ZM132 140H134L133 138H132ZM193 140V141H192ZM195 140V141H194ZM98 141V142H97ZM107 141V142H106ZM143 141L145 142V143H143ZM151 141V142H150ZM162 141V142H161ZM165 141V142H164ZM182 141H184V142H182ZM191 141V142H190ZM198 141H200V142H198ZM236 141V142H235ZM30 142V143H31ZM120 142V141H119ZM127 142V141H126ZM140 142H142V143H140ZM164 142V143H163ZM187 142V143H186ZM195 142V143H194ZM235 142V143H234ZM138 143V144H137ZM162 143V144H161ZM166 143V145H164V147L162 146L163 144H165ZM169 145H168V144ZM186 143V144H185ZM201 145H200V144ZM225 144L224 146L222 145V144ZM239 143V144H238ZM107 144V145H106ZM142 144V145H141ZM154 144V145H153ZM160 144V145H159ZM170 144H172V145H170ZM173 144H175V145H173ZM182 144H185V145H182ZM189 144V145H188ZM196 144V145H195ZM206 144V145H205ZM112 145V146H111ZM115 145H117V144H115ZM120 145V144H119ZM195 145V146H194ZM222 145V146H221ZM233 145V146H234ZM237 145V146H236ZM86 146H88L87 147V149L89 148V147H91L90 149H91V151H93L92 149H94L95 151H97L98 152V154H97V152L94 154V155H96V157H94V155H92L91 154V151L89 152L87 149H86ZM159 146V147H158ZM160 146H162V147H160ZM167 146H170V147H167ZM171 146L173 147V148H171ZM176 146V147H175ZM184 146V147H183ZM185 146H186V148H185ZM191 146H194L195 148H192ZM233 146H231V147H233ZM110 147H114L115 149H116V151H117V148L120 150V151H122L121 153H120V155L117 153H115V151H114V148H111L110 149ZM158 147V148H157ZM179 147V148H178ZM182 147V148H181ZM187 147H189V149L187 148ZM191 147V148H190ZM199 147V148H198ZM201 147V148H200ZM227 147V148H226ZM95 148H97V150L95 149ZM160 148H162L163 149V151H160ZM166 148H168L169 150H171L172 149V151H171V154H170V152H169V154H168V151L167 152H164V151H166V150H168V149H166ZM171 148V149H170ZM184 148V149H183ZM210 148V149H209ZM104 149V150H103ZM107 149H109L108 151H107ZM165 149V150H164ZM180 149V150H179ZM192 149H193V151H192ZM196 151H198V152H196ZM114 151V153L111 155V154H109L111 151ZM137 151V153L136 152H134V151ZM139 150H142V151H139ZM143 150H144V152H143ZM146 150H147V152L149 151V152H151L150 153V155L148 154V153H146ZM156 150H158V152L160 151V153H158V152H155ZM177 150V151H176ZM200 150H202V152L200 151ZM209 150V151H208ZM88 151V152H87ZM94 151V152H95ZM101 153H100V152ZM102 151L103 152H105L104 154L102 153ZM110 151V152H109ZM132 151H133V153H132ZM152 151H154L155 152V156H154V152L152 153ZM185 153H184V152ZM188 151V152H187ZM84 152V153H83ZM93 152V153H94ZM118 152V151H117ZM130 152V153H129ZM139 152H142L141 154H143V153H145V154H143V155H141V154H139ZM165 154H164V153ZM191 152V153H190ZM194 152H196V153H194ZM201 152V153H200ZM246 152V153H245ZM86 153H88V154H86ZM89 153H90V156H89ZM132 153V154H131ZM139 154V157H141L140 159H141V161H143L144 160V156L146 155L147 156V159L149 158V163H146V165H148V166H146V165H144V164H141L140 165V163H138V170L140 169V168H142L143 170V173H144V171H145V173H144V175H141L142 174V171H141V173H139L140 172V170L138 171L137 169L135 170L136 172H135V174L137 173V171H138V174H140L141 176L140 177H138V178H136V176H139V175H137L136 174V176H135V179H134V169L132 170V169H130L132 166H130V160L132 161V156L131 155H133V154ZM156 153H158V156H159V154H163V155H160L159 157L161 158H159V157H157V154ZM209 153V154H208ZM83 154V155H82ZM111 155V157L110 156H108V155ZM130 154V155H129ZM149 156H148V155ZM166 154H168V155H166ZM192 154V155H191ZM196 154V155H195ZM199 154V155H198ZM206 154V155H205ZM86 155V156H85ZM92 155V156H91ZM104 155V156H103ZM151 155H153L155 158H159V159H155L154 157H152ZM181 155V156H180ZM188 155V156H187ZM202 155V156H201ZM89 156V157H88ZM97 156H99V157H97ZM103 157V159H101L102 157ZM106 156H108V157H106ZM118 156H119V158H118ZM121 156H123V157H121ZM150 156L153 158H150ZM165 156H167L169 159H170V162H167L169 159L167 158V157H165ZM239 156H240V158H239ZM243 156V157H242ZM76 157V156H75ZM78 157H76V158H78ZM92 157H93V159H96L97 158V160H95V161H93V159H92ZM124 157H126V158H124ZM134 157V156H133ZM137 157H138V155H137ZM144 157V158H143ZM165 157V158H164ZM172 159H171V158ZM174 157V158H173ZM190 157H191V159H190ZM106 160H105V159ZM129 158H130V160H129ZM162 158L164 159V160H162ZM196 158V159H195ZM198 158V159H197ZM211 158V159H210ZM249 158V159H248ZM80 159V160H81ZM82 159V160H83ZM89 159V160H88ZM165 159L167 160L166 161V164H167V170L169 171V172H171V174H173V176H172V178H174V179H169L168 180V182L170 183V185H165V184H163L164 182H162V179L160 180V179H156V178H154L155 176V173H154V175H153V172H152V170H151V168H149V170H148V168L147 167H152L153 165H155V160L156 161H158V162H161L162 163V161L163 162H165ZM209 159V160H208ZM240 159V160H239ZM91 160H92V162H91ZM103 160V161H102ZM116 160H118V162L116 163ZM126 160H128L129 161V163H128V161H126ZM152 160V162H151V165H150V161ZM154 160V161H153ZM161 160V161H160ZM247 160V161H246ZM100 161V162H99ZM106 161V162H105ZM113 161H115L114 163H113ZM145 161V160H144ZM175 161V162H174ZM182 161V162H181ZM195 161V162H194ZM199 161V162H198ZM207 161V162H206ZM212 161V162H211ZM226 161V162H225ZM249 161V162H248ZM94 162H96V163H94ZM204 162V163H203ZM86 163V164H85ZM106 163V164H105ZM115 163H116V165H115ZM182 163V164H181ZM238 163H239V165H241V166H239L238 165ZM253 163V164H252ZM179 164V165H178ZM234 164H235V166H234ZM33 165V164H32ZM80 165H78L79 167H81ZM114 165V166H113ZM172 165V166H171ZM196 165V166H195ZM229 165H230V168H229ZM254 165H255V167H254ZM78 166H77V169H78ZM115 166H116V168H115ZM164 166H165V164H164ZM238 166V167H237ZM246 166H247V168H246ZM31 164H30V169H31ZM84 167L82 168L81 167V169L83 170L84 169ZM96 167V169L94 170V168ZM130 167V168H129ZM184 167V168H183ZM228 167V168H227ZM245 169H244V168ZM146 168H147V170H146ZM170 168V169H169ZM227 168V169H226ZM253 168V169H252ZM16 169V170H15ZM14 169V171H16L15 172V174L17 175V176H19V173H20V171L19 170H17V168H15ZM32 169H33V167H32ZM80 169V168H79ZM114 169H116V171H114ZM122 171H121V170ZM204 169V170H203ZM239 170V172H240V174H239V172H237V173H235V171H237V170ZM243 169V170H242ZM112 170V171H111ZM129 170V171H128ZM227 170V171H226ZM242 170V171H241ZM250 170V171H249ZM120 171V172H119ZM130 172V173H128V172ZM207 171V172H206ZM213 171V172H212ZM244 171V172H243ZM259 171V170H258ZM84 171H82V172H80L79 174L81 175V173H83ZM109 172H111V173H109ZM116 172V173H115ZM133 172V173H132ZM173 172V173H172ZM200 172V173H199ZM202 172V173H201ZM228 172V173H227ZM78 173V172H77ZM90 173V174H89ZM95 173V174H94ZM108 173V174H107ZM122 173V174H121ZM126 175H125V174ZM181 173V174H180ZM209 173V177L207 176V175H205V176H207L208 178H209V180H207L208 178H206V180H207V182L208 181H212V179H213V182H211L212 183V189L210 190V189H208V188H210V185H209V183H207V185H205L206 186V188H207V190H210L209 191V194H207V196L208 195H211V196H208V199H207V197L206 196H200V195H198L199 194V191L201 190V181L203 180V178H200L201 176L203 177V175L204 174H208ZM213 174V175H211V174ZM222 173V177L220 176V174ZM243 173H245V174H243ZM78 174V175H79ZM83 174H85V172L83 173ZM131 174V175H130ZM134 174V175H133ZM217 174H219V175H217ZM86 175V174H85ZM93 175V176H92ZM105 175H104V177H105ZM175 175V176H174ZM183 175V176H182ZM237 175V176H236ZM32 176V175H31ZM30 176V177H31ZM149 176H152V177H149ZM214 176V177H213ZM221 178H220V177ZM142 177H143V179H142ZM211 177V178H210ZM230 177V178H229ZM154 178V179H153ZM216 178H218L217 180H216ZM229 178V179H228ZM32 179H33V177H32ZM32 179H30L31 181H32ZM89 179L91 180L90 181V183H89ZM108 178H107V180H109ZM116 179V178H115ZM116 179V180H117ZM126 179V180H125ZM133 179H134V181H133ZM138 179V180H137ZM151 179V180H150ZM178 179V180H177ZM181 179V180H180ZM184 179V180H183ZM211 179V180H210ZM221 181H220V180ZM180 180V181H179ZM215 180V181H214ZM105 181V180H104ZM218 181H220L219 183H218ZM40 182V184H35V185H33L34 186V188L32 189V187L29 189L30 191H32V190H34V192L32 191V194H34L32 197H36L35 199H32V197H31V195H30V193L31 192H29V198L27 197V195H26V198H28V201H29V203H32L31 205H34L33 204V202L35 203V208L38 206V204L37 203H43V204H46L47 206H50V205H52V206H50V208H51V210H48V209H50V208H48L47 209V211L46 212H50V213H54V211L55 212H57L58 210H59V207H61V206H59V203L60 204H62L63 202L61 201V198H62V195L60 194V192H58V191H56V189H54L52 186H50L48 183H46L45 181H39ZM38 181H37V183H39ZM92 182V183H91ZM110 182V181H109ZM160 182V183H159ZM177 182V183H176ZM181 182V183H180ZM203 182H205V179H204V181ZM224 182V183H223ZM88 183H89V185H88ZM108 183V182H107ZM132 183V184H131ZM165 183H167V182H165ZM171 183H173V186H172V184ZM206 183V182H205ZM223 183V184H222ZM145 184V183H144ZM151 184V185H150ZM162 184H163V186H162ZM168 184V183H167ZM179 184V185H178ZM222 184V185H221ZM107 185V186H106ZM105 186L107 187V191H112L113 192V190L115 189L114 188V186H111V185H113L112 184V182H111V185H109V184H106ZM108 185L109 186H111V187H109L108 188ZM146 185V184H145ZM155 185V186H154ZM218 185V186H217ZM152 186V187H151ZM161 188H160V187ZM165 186V187H164ZM170 186V187H169ZM184 186V187H183ZM208 186V187H207ZM218 188L217 190L215 189L216 187ZM106 187H104V188H106ZM126 187V188H125ZM159 187V188H158ZM168 187V188H167ZM89 189H90V193L91 192H93L96 188L93 186H91V188H92V190H91V188H90V186L88 187ZM111 188V189H110ZM166 188V189H165ZM172 188V189H171ZM238 190H237V189ZM248 188V189H247ZM124 189V190H123ZM165 189V190H164ZM168 189V190H167ZM213 189H215V190H213ZM220 189H221V191H220ZM242 189V190H241ZM28 190V191H29ZM163 192H162V191ZM172 190H173V193H172ZM232 190V191H231ZM236 190V191H235ZM98 191V190H97ZM96 190L93 192V194L95 193V194H97V196H99L98 195V192H97ZM115 191V190H114ZM116 191H118V189H116ZM129 191V190H128ZM131 191H133V190H131ZM168 191H170V193L168 192ZM211 191H212V194H210L211 193ZM214 191V192H213ZM219 191V192H218ZM239 191V192H238ZM150 192V193H149ZM155 192V193H154ZM192 192H194L195 193V195H194V193H192ZM197 192V193H196ZM215 192H217V193H219V195L217 194V193H215ZM235 192H236V194H235ZM28 193V192H27ZM36 193V194H35ZM61 195H59V194ZM153 193V194H152ZM168 193V194H167ZM192 193V194H191ZM215 193V194H214ZM230 193V194H229ZM92 194V193H91ZM92 194V195H93ZM179 194V195H178ZM185 194V195H184ZM217 194V195H216ZM223 194V195H222ZM257 194H259V195H257ZM136 195V194H135ZM152 195V196H151ZM96 196V195H95ZM96 196V197H97ZM151 196V197H150ZM175 196V195H174ZM213 196V197H212ZM215 196V197H214ZM219 196V197H218ZM221 196V197H220ZM99 197H102V196H99ZM135 197H137V195L135 196ZM192 197V198H191ZM206 198V200H205V198ZM227 197V198H226ZM127 198H128V196H127ZM126 198V200L128 201V200H130V199H127ZM185 198V199H184ZM216 198V199H215ZM36 199H38L37 201H35ZM125 199V198H124ZM157 199V200H156ZM164 201H162V200ZM189 199H191V200H189ZM215 199V200H214ZM220 199V200H219ZM62 202H60V201ZM63 201H64V198L62 199ZM125 200V201H126ZM247 200V201H246ZM57 201V202H56ZM59 201V202H58ZM230 201V202H229ZM226 202H228L227 204H226ZM40 203V204H41ZM53 203H57L58 205H56V204H53ZM204 203V204H203ZM218 203V204H217ZM220 203H221V205H220ZM65 204V203H64ZM63 204V207H66L65 205ZM67 204V203H66ZM37 205V206H36ZM106 205V207H108L107 206V204H105ZM104 204H103V206H105ZM177 204H174V206L173 207H167V208H165L164 207V210L163 211H161L159 214L157 213H155V216L157 217H155V219L153 220V222L152 223H150V225H149V227H151V228H148V233H149V236H148V233H147V236H146V238L144 239V241H143V243H142V245H144L145 247L147 246H150L151 247V249H152V251L154 250H156L157 248H159V250H157L156 251V253H160V252H162V253H160L163 257H164V259H165V264H169L170 262L172 263V262H174V263H172V264H175V259H173L172 257H171V255H169V253L166 251V249L165 248H163L162 247V249L163 250H160V248H161V243L159 242V240H160V237H162V230H161V226L163 227V224L165 223L166 224V222H169V220H171L170 218H177V217H179L178 216V212L180 213V211H178L179 210V207H178V205L176 206ZM218 205H220L221 207H222V209L220 208V206L219 207H217ZM222 205H225V206H227V207H225V206H222ZM262 205V206H261ZM54 206H56V207H54ZM230 206V207H229ZM259 206V207H258ZM261 206V207H260ZM102 207V206H101ZM217 207V208H216ZM233 208V214L231 215V218H232V221H230L231 220V218H230V214L232 213V208ZM257 207V208H256ZM57 208H58V210H57ZM103 208V207H102ZM206 208V209H205ZM217 210H216V209ZM223 208H229L228 209V214H229V216H227L228 218H230V220L228 219V220H223V218H222V220H221V216L219 217V216H215L214 214H216V213H218V212H223V211H226L225 209L223 210ZM236 208V209H235ZM15 209H17V210H13V216L15 217L17 214V216H16V218L15 219H18V218H20V217H22V213H23V215H24V209L22 210L21 209V207L20 208H15ZM37 209H38V207H37ZM36 209V211L37 212H39V209L37 210ZM60 209H62V207L60 208ZM65 209V208H64ZM103 209H106V208H103ZM167 209V210H166ZM211 209H212V212H211ZM219 209H221L220 211H218ZM57 210V211H56ZM175 210V211H174ZM216 210V211H215ZM230 210V211H229ZM247 210V211H246ZM20 211H22V212H20ZM41 211V210H40ZM51 211H53V212H51ZM178 211V212H177ZM214 211V212H213ZM218 211V212H217ZM21 214H20V213ZM17 213V214H16ZM162 213V214H161ZM177 213V214H176ZM225 213V212H224ZM16 214V215H15ZM38 214V215H37ZM35 213V217L34 216H32L33 218H31L32 219V223H34L37 227H38V225L40 226V228L38 227V229L40 230V231H37V235L36 236H38L37 237V247H38V251L37 250H34L35 252L33 253V257H34V264H42V261H39L41 258H45V255H46V253L44 252L43 254H41V252H42V245H43V239H44V237H43V232H41V231H43V229H41V227H43L42 226V223H44V220H47V222H48V224H49V227L51 228V229H53V231L52 232H54V234L55 235H58L57 237H59L60 239L59 240H61V242L65 245H63L62 243V246L65 248V247H67V250L68 251H72L73 250V246H71L72 244H70L65 238H64V236H63V234L62 233H60L58 230H56L55 228V224L52 222V220L50 219V217L48 216V219H47V215H45L44 214V212H40V214L39 213ZM181 215H180V218L179 219H181V220H179L178 221V228H177V232L179 233L180 232V234H178L177 233V235L176 236H174V237H176L175 239H176V242L178 243V242H181V243H183V242H185L186 240L185 239H187V235H185L184 233H183V228L184 229H187V226H190L191 225V222L193 223V221L192 220H190L189 221V217H183V214L182 213H180ZM240 214H242V215H240ZM243 214L245 215V216H243ZM247 214V215H246ZM263 214V215H262ZM21 215V216H20ZM158 215V216H157ZM161 215V216H160ZM162 215H163V217H162ZM219 215H222L221 213L219 214ZM19 216V217H18ZM38 216V217H37ZM46 216V217H45ZM216 218H215V217ZM262 216V217H261ZM18 217V218H17ZM36 217H37V219H36ZM161 217V218H160ZM219 217V218H218ZM227 217H226V219H227ZM241 217H243L242 219H244L245 220V218H246V223H247V225H248V223L250 224V226L252 227V229H251V227L248 225H246L245 223H244V220L243 221H241ZM251 217V218H250ZM34 218H35V221H34ZM189 218V219H188ZM240 218V219H239ZM31 219H30V221H31ZM162 219V220H161ZM169 219V220H168ZM183 219V220H182ZM216 219H220V220H216ZM237 219V220H236ZM250 219V220H249ZM38 220V221H37ZM166 220H168V221H165ZM216 220V221H215ZM254 220V219H253ZM34 221V222H33ZM37 221V222H36ZM50 221V222H49ZM220 221V222H219ZM221 221H223V223H221ZM241 221V222H240ZM255 221V220H254ZM36 222V223H35ZM182 222V223H181ZM190 222V223H189ZM31 223V224H32ZM51 223H52V225H51ZM155 223V224H154ZM185 223V224H184ZM34 224H32L33 226H34ZM161 225V226H160ZM35 226V227H36ZM155 226V227H154ZM192 226V225H191ZM197 226V227H196ZM198 226H200V227H198ZM245 226V227H244ZM206 227L208 228V226L206 225V224H203V223H200V225H198V223L194 226V228L196 229V231H197V233H198V235H200L199 233H201V235L200 236H202L203 235V232H205V230H206ZM223 227V228H222ZM225 227H226V229H225ZM250 229H249V228ZM257 227V228H256ZM158 228V229H157ZM192 228V227H191ZM262 228V229H261ZM163 229V228H162ZM246 230H247V232H246ZM248 230H250V232L248 231ZM256 230V231H255ZM195 231V230H194ZM200 231V232H199ZM245 231V232H244ZM60 234H59V233ZM161 232V233H160ZM40 233V234H39ZM246 233H247V236H245L246 235ZM250 233V234H249ZM251 233H253V234H251ZM225 234V233H224ZM230 234V235H229ZM259 234V235H258ZM61 235V236H60ZM150 235H152L153 236V238H152V236H150ZM181 235V236H180ZM228 235H229V237H228ZM250 235H251V237H250ZM254 235H256V237H254ZM159 236V237H158ZM63 237V238H62ZM222 237H224L225 238V240L226 241H224V239L222 238ZM233 237V238H232ZM155 238H157V239H155ZM159 238V239H158ZM183 238H185L184 240H182ZM202 238H203V236H202ZM212 238V237H211ZM228 238H230V240L228 239ZM251 238L253 239L252 241H251ZM156 240V241H154V240ZM178 239V240H177ZM198 239H200L199 238V236H198ZM206 239H209V238H205L204 240H203V242H204V246L202 245L203 244V242H200V245L202 246V251H203V249H204V247H207L208 249L211 247V240L208 242V241H206L205 242V240ZM212 239V240H213ZM158 241V242H157ZM216 241H213V242H216ZM233 243H231V242ZM238 241H239V243H238ZM247 241H249V242H246ZM122 245H123V248L124 249H132V243H131V241H129V239H127L126 237H124L123 239H122ZM155 242V243H154ZM218 243H219V241H217ZM216 242V243H217ZM228 242V243H227ZM231 244H230V243ZM252 242V243H251ZM67 243V244H66ZM148 243V244H147ZM157 243V244H156ZM160 243V244H159ZM249 243V244H248ZM150 244V245H149ZM158 244H159V246H158ZM247 244V245H246ZM153 245H155V246H153ZM214 245V244H213ZM250 245V246H249ZM127 246V247H126ZM200 246V247H201ZM232 247V248H228V247ZM155 247V248H154ZM212 248V247H211ZM223 248V249H222ZM226 248V249H225ZM130 249V250H131ZM218 249V250H217ZM227 249H229V250H227ZM44 251H45V249H43ZM166 252H165V251ZM226 250V251H225ZM39 252V254L37 253V252ZM126 251V250H125ZM129 251V250H128ZM127 251V252H128ZM231 251V252H230ZM200 252V251H199ZM199 252H198V250H197V253L199 254ZM215 252V251H214ZM168 253V254H167ZM192 253H194V254H192ZM39 255V257L37 256V255ZM165 254V255H164ZM198 254H196V251L194 252H191L190 253V256L188 257V258H186L185 260H183V261H181V262H183V264H197V263H199L201 260H202V258H204L202 261H201V263L200 264H218V263H220V262H224V261H221L222 260V258H224L225 256H222L221 257V255L223 254H220V256L218 255L217 257H219V258H213V260L211 259V258H207V254L205 255H202V253H200L199 255ZM226 254H224V255H226ZM262 256H264V251L262 252ZM72 255H74L73 253H72ZM229 255V254H228ZM74 256H76V254L74 255ZM191 256H193V258H191ZM199 256H201V257H199ZM172 259H171V258ZM199 259H198V258ZM37 258H38V260H37ZM195 258H197L198 260H200V261H198L197 259V261L195 260ZM201 258V259H200ZM226 258V257H225ZM224 258V259H225ZM232 258V259H231ZM36 259V260H35ZM188 259H190V261L188 260ZM191 259L193 260V261H195L194 263H193V261L191 262ZM211 259V260H210ZM223 259V260H224ZM227 259V258H226ZM234 259V260H233ZM42 260V259H41ZM142 260V261H141ZM167 260V261H166ZM210 260V261H209ZM216 260H217V262H216ZM39 261V263H37V262ZM170 261V262H169ZM177 261V260H176ZM151 262V263H150ZM154 261H152V260H148V262L143 258H140V263L141 264H154L153 263ZM187 262V263H186ZM189 262H191V263H189ZM177 263H180V261H177ZM180 264H182V263H180Z\"/></svg>", "mask_w": 264, "mask_h": 264}, {"label": "built area", "instance_id": "3", "mask_svg": "<svg viewBox=\"0 0 264 264\" xmlns=\"http://www.w3.org/2000/svg\"><path fill=\"white\" fill-rule=\"evenodd\" d=\"M196 62L197 65H209L212 63L213 58L216 55V45L212 40L200 39L196 41ZM50 69L49 67H45V69ZM78 79L76 72L73 70L61 71L58 70L55 73L54 84L57 85H70L74 84ZM47 81V71L41 70L40 77L38 76L37 82ZM95 174V173H94ZM239 260L241 264H251V260L247 257L246 254H242L239 256Z\"/></svg>", "mask_w": 264, "mask_h": 264}, {"label": "water", "instance_id": "4", "mask_svg": "<svg viewBox=\"0 0 264 264\" xmlns=\"http://www.w3.org/2000/svg\"><path fill=\"white\" fill-rule=\"evenodd\" d=\"M56 55V38L53 34H46L42 40V56L53 60L56 58Z\"/></svg>", "mask_w": 264, "mask_h": 264}]
</instances>
